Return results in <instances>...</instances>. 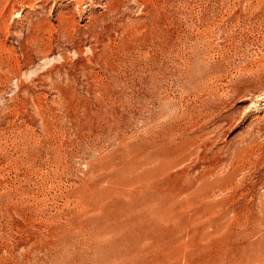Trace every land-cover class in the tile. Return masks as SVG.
Wrapping results in <instances>:
<instances>
[{"label":"rangeland","instance_id":"1","mask_svg":"<svg viewBox=\"0 0 264 264\" xmlns=\"http://www.w3.org/2000/svg\"><path fill=\"white\" fill-rule=\"evenodd\" d=\"M0 264H264V0H0Z\"/></svg>","mask_w":264,"mask_h":264},{"label":"bare ground","instance_id":"2","mask_svg":"<svg viewBox=\"0 0 264 264\" xmlns=\"http://www.w3.org/2000/svg\"><path fill=\"white\" fill-rule=\"evenodd\" d=\"M95 2V1H94Z\"/></svg>","mask_w":264,"mask_h":264}]
</instances>
